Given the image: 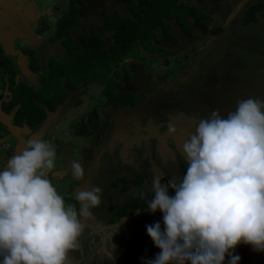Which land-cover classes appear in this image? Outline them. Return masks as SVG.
Instances as JSON below:
<instances>
[{
  "label": "clouds",
  "instance_id": "obj_1",
  "mask_svg": "<svg viewBox=\"0 0 264 264\" xmlns=\"http://www.w3.org/2000/svg\"><path fill=\"white\" fill-rule=\"evenodd\" d=\"M167 131L177 128L169 124ZM182 151L188 165L182 179L152 183L146 210H159L164 227L146 226L160 249L146 264H225L226 257L238 264L241 244L264 252V100H240L227 115L213 110ZM55 160L50 142L32 140L0 171V264H69V252L79 248L83 220L94 218L102 189L77 192L79 211L66 204L48 178ZM71 175L83 179L79 162ZM138 196L145 199L143 191Z\"/></svg>",
  "mask_w": 264,
  "mask_h": 264
},
{
  "label": "rangeland",
  "instance_id": "obj_2",
  "mask_svg": "<svg viewBox=\"0 0 264 264\" xmlns=\"http://www.w3.org/2000/svg\"><path fill=\"white\" fill-rule=\"evenodd\" d=\"M55 2V0H0V41L3 42L7 53L10 49V44H7L9 41L7 37L12 39L13 35L19 33L20 29L16 27V16L24 19L21 21L24 24H29L36 18V24L40 27H44L47 20L51 25L56 16L54 13ZM243 2L238 9H234L237 1L234 3L233 0L202 3L200 9L209 15V19H205V23L208 28L216 29L215 34L203 33L192 27L196 36L190 39L181 37V42L173 47L174 54L179 55L176 56L177 59L174 60L165 51L161 56L158 55L159 60L165 58L164 63L153 59L149 62L150 67L146 66V69L148 68L151 72L169 71L168 73L171 72L172 76L177 72L178 67L188 65L186 73H192L189 79L194 80L196 86L180 89L175 95H171L176 107L171 106L168 102L166 104L163 102L164 98L162 99V97L169 92L167 87L165 88L168 85L166 81L164 87L158 82L156 83V80L151 83L143 77V80L134 77L129 82L125 81L130 89L136 90L140 87L139 85H142L143 89H158L153 94L142 92L140 94L141 105L139 104L138 108L140 106L141 111H151L152 109L158 111L159 127L158 130L154 129L147 134L137 131L133 136L127 128L123 127L122 129L119 124H115L113 121L109 133L111 138L107 142L109 148L106 147V150L114 159L111 160L110 165L105 164L103 166V168L106 166L108 172L111 173L109 177L121 175L128 180L134 174H142L146 179L140 182L149 190H152V183L157 178L162 184H167L172 179L179 182L181 178L177 173V165L184 161L187 162L182 151V145L195 131L200 119L208 118L213 110H219L221 115H227L229 111L235 110L237 102L240 100L248 98L264 100V15H260L259 21L255 25L241 24V16L253 0H249L247 6H245L246 4L243 5ZM103 6L107 8L109 13L113 10H119L124 14L121 0H90L78 14L79 24L71 33L74 41L77 40L79 33L86 31L89 25L103 37H106L107 33L100 28V9ZM6 10H8V18L6 17ZM31 29L33 30V26ZM40 31L41 28L36 27L35 33L30 30L27 34L30 35L31 44L42 50L46 47L44 38L50 34V30L44 34H41ZM11 58L28 76L22 56L15 57L13 55ZM183 72L185 71L182 70L178 73ZM133 73L136 72L133 71ZM28 78L32 80L33 77L29 75ZM170 80L176 79L172 76ZM89 85L87 93L92 94L91 98L96 103L95 107L100 108L99 102L104 99V96L103 94L97 95L99 90L97 91L96 86L98 85L94 83H89ZM100 88L99 86L98 89ZM85 91H78L79 98H83ZM75 110L73 108L71 111H65L63 125L71 124L74 119L72 116L75 115L74 113L77 114ZM123 113L124 111L121 110L114 115L120 117L124 115ZM175 115L177 116L175 117ZM132 116L133 114L130 112L129 118ZM133 120L123 124L126 125L127 123L126 127H129L130 123L134 122ZM8 122L7 115L0 112L1 142L4 143L8 140L13 142L10 146H0V171L4 169L9 159L23 151L22 149L19 150L15 144L16 138L11 139L12 135L8 136L9 132L5 129ZM169 124L177 128L176 134H168ZM108 130L110 129H105V132ZM121 136H126L127 141L117 150L114 145H117V142L121 140ZM50 143L53 146L52 141ZM97 162L98 159L95 160V169L100 167ZM48 178L63 196L66 204H71L69 195H76L77 192L85 189V186H78L74 189L72 187L71 190L67 185L68 179L61 183L56 181L53 176L49 175ZM99 181V185L94 187L102 189V202L100 206L92 209L94 218L83 220L85 227L79 237V248L69 252V264H146V261L154 259L160 249L154 246L151 238L147 235L146 226L160 222L163 230L162 213L159 210L150 213L145 208L133 211L130 216L116 222H108L111 208L116 207L124 200L133 198L136 195H134L136 189L134 185L129 183L119 184L116 189H108V181L104 180V183L102 179ZM106 195L108 196L107 199L105 198ZM102 206L109 207L101 208ZM234 255L240 257L238 264H264V252H253L250 246L238 245ZM225 264H227V257Z\"/></svg>",
  "mask_w": 264,
  "mask_h": 264
},
{
  "label": "trees",
  "instance_id": "obj_3",
  "mask_svg": "<svg viewBox=\"0 0 264 264\" xmlns=\"http://www.w3.org/2000/svg\"><path fill=\"white\" fill-rule=\"evenodd\" d=\"M87 1L65 0L66 8L56 20L51 36L59 39L62 51L60 56L40 62L36 55L31 53L29 66L30 70L36 73L37 88H32L27 82L13 81L15 71L4 61L7 59L2 57L0 49V70L3 74L1 78L6 79L2 89L10 88L8 96L0 100V106L6 110L17 106L11 114V122L14 125L21 122L35 125L43 113L34 101L52 110L64 100L67 90H75L89 81L103 85V94L111 107L131 106L135 101L133 94L114 90V87L119 85L114 78L119 75V68L127 73L123 65L124 59H131L134 66L139 64L138 61H151L143 53L151 55L162 52V47L154 42L158 37L165 43L178 44L179 39L172 32L173 24L186 37L194 35L191 26L199 28L203 33L215 34L216 31L205 24L207 14L190 3L194 1L201 4L206 0H121L124 14L119 10L109 13L105 6L100 10V26L107 33L106 37L100 36L89 25L88 33H80L74 41L71 33L79 22V10ZM210 1L217 3L220 0ZM260 15H264V0L251 3L244 10L240 23L255 25ZM186 163H179L177 166L181 179L186 174ZM145 179L142 174H134L128 180L121 179L122 183L134 185L137 194L118 206L110 222L128 216L135 210L147 208V203L154 193L141 183ZM141 191L145 193V199L139 198L138 193ZM169 195H174L171 188Z\"/></svg>",
  "mask_w": 264,
  "mask_h": 264
},
{
  "label": "flooded vegetation",
  "instance_id": "obj_4",
  "mask_svg": "<svg viewBox=\"0 0 264 264\" xmlns=\"http://www.w3.org/2000/svg\"><path fill=\"white\" fill-rule=\"evenodd\" d=\"M55 1L56 2L54 3V5L56 9L54 13H56V16L54 17L51 23L52 26L50 25V22L47 20L45 26L40 27V25L36 24L37 22L36 18L33 19V22L31 21L29 24H24V23H21V21H23L24 19H20V17L17 15L15 23H16V27H19L20 29H19V33H16L15 35H13L12 39H9V36L7 37V40H9L7 41V44H10L9 45L10 49L7 48L9 53H7L3 42L0 41V49H1L2 57L7 59L4 61L10 64L11 67H13L15 71V74L13 76L14 82L16 81L27 82L29 85L32 86V88L38 87V82L36 80L37 79L36 73L31 71L30 66H29V62L31 60V53H34L36 57L38 58V61L40 62H43L44 60L50 57L55 58L61 55L62 51L59 47V39L51 38V36L55 29L56 20L64 12L66 8V3H65V0H55ZM89 1L90 0L87 1L85 6H87ZM6 12H7L6 17L8 18V10H6ZM31 26H33V30L31 29ZM36 27L41 28V31H40L41 34H44L46 33V31L50 30L49 32L50 34H48L44 38V40L46 41L45 43L46 47H44L42 50L37 48L34 44H31L32 42L30 41V35L27 34L30 32V30L33 33H35L34 30ZM192 27L194 26H191V29ZM93 29L95 32H97L95 28ZM172 32L179 39L178 43L181 42L182 40L181 37L190 39L196 36V33L193 30L192 32L194 35L192 37L184 36L178 31V29L176 28L174 24L172 25ZM81 33L87 34L88 29H86L85 32H81ZM98 34L102 36L100 33ZM154 42L156 44H159L163 50L162 52L154 53L151 55L147 53H143L147 59H150V60L155 59V60L160 61V63H164L165 58H162L159 60V56L164 54L165 51L168 54H170L174 60L177 59L176 56H179V55H175L174 54L175 52L173 51V47L178 44L172 45V44L165 43L159 37ZM104 47L107 48V45H105ZM13 55L15 57L18 55L22 56V61H24L26 73H28L29 75L33 77L32 80L28 78L29 75L27 76L25 73L22 72V69L20 68L18 64H16V61L12 60L11 57ZM184 55H187V54H184ZM149 62L138 61L139 64L134 66L132 64V60L129 58H126L123 60V65L127 69V73H125L122 70V68H119V75L114 76L115 80L119 82V85L115 86L114 90L115 91H126V92L133 94L135 98L133 105L131 106L117 105L114 108L111 107L106 102V97L103 94V85L95 81H89L87 84L79 85L75 90H67L64 100L60 104L56 105V107L52 110L48 109L42 103H39L38 101H34V103L38 106L39 110L42 111L43 116L33 126H30L24 122H21L19 125H14L11 122V114L16 110L17 106H14L10 110H6L5 108L0 106V112L6 114L8 121H9L8 126L5 128L9 132L8 136L12 135L11 139L16 138V141L18 143L15 142V144L18 146L19 150L20 149L24 150L27 143L32 140H44L46 142L52 141L53 147L56 151V160H55V168L52 170L51 173H49V175L53 176V178L55 177L56 178L55 180L61 183L68 179L69 183L67 185H68V188L69 187L71 188V190H72V187L74 189V188H77L78 186H82V187L85 186L84 187L85 189L84 188L83 189L84 191H87L93 188L95 185H99V182H100L99 180L101 179L103 183H104V180L108 181L107 183L108 189H111V188L116 189L119 184H125V183L120 182L122 178L124 179V177L121 175L120 176L114 175L113 177H109L111 173L108 172L106 166L103 168L105 164L110 165L111 160L114 159L112 156H110V154L106 150V147H108L107 142L111 138L109 133L112 129L113 121L115 124H119L122 129L123 127L127 128L131 132L132 135L133 134L135 135L137 131H140L142 133L145 132L147 134L149 132L154 131V129H157L159 127V122L157 121L158 111H155L153 109L151 111H144V110L141 111V107L139 106L138 108V105L139 104L141 105L140 94H142V92H145V94L146 93L153 94L155 93L154 91L158 89L156 90L153 88L143 89L142 85H139L140 87L138 86L139 88L136 90L130 89L128 86V83L125 84V81L129 82L130 80H133L134 77L139 78V79L143 77L144 79L149 80V82L151 83L152 81L156 80L155 82L156 83L158 82L160 85H162V87H164V82L166 81L168 85H166L165 88L167 87V91L169 90V92L166 94V96H163L162 99L164 98L163 102H165V104L168 102L171 106H174V107H176V104H175L174 99L171 98V95L172 94L175 95L177 91H179L180 89L183 90L186 87L188 88L189 86H194L196 84L194 80L189 79L192 73L191 74L186 73L187 71L186 68L188 66L187 64L183 65L182 67H178L177 72L174 75H172L176 80L172 81L170 80V77L172 78V76H171V72L168 73L169 71H163L162 73H159V71L151 72L150 70H148V68L146 69V66L150 67ZM176 66H181V65H176ZM182 70L185 72L178 73L179 71L181 72ZM133 71H135L136 73L134 74ZM1 75L3 74L1 73V70H0V100H4L8 96L9 94L8 90H10V88L2 89L4 83L6 82V79L1 78ZM89 83H94L95 85H98L96 86L97 91L99 90L97 95L103 94L104 96V99L99 102L101 104L100 108L95 107L96 103L94 99L91 98L92 94L87 93L88 87L90 86ZM99 86L101 87L100 89H98ZM78 91H85L84 92L85 94L83 93V98H79ZM73 108L76 109L75 111H77V114L74 113L75 114L74 116L71 115L74 118L73 121L71 122V124L69 123L67 125H63L64 116L66 115V112L73 110ZM121 110L124 111L123 116L118 117L117 115L116 116L114 115V113L120 112ZM130 112H132L133 114L131 118H129ZM176 116L177 115H175V117ZM131 119H134L133 120L134 122H131L130 126L126 127L127 123L126 125L123 123L128 122ZM105 129H110V130L105 132ZM121 137L122 138L119 142H117V145H114L117 150L118 148H120V146H122L127 141L126 136H121ZM1 141L2 140L0 138V143H2L0 146H10V144L13 143L10 140L4 143ZM17 146L14 145V147H17ZM96 159H98L97 163L100 164V167H97L95 169ZM73 162H79L83 166L84 176L82 180L73 179L71 175V168H72ZM181 163H185V161ZM177 173L180 176L179 172ZM113 184L115 185V187ZM69 196H70L69 200H71V204H74L79 211V203L75 200V195L71 194ZM107 197L108 196L106 195L105 198L107 199ZM125 201L127 200H124L123 202ZM123 202L119 203L116 207L111 208L110 210L111 214H110L108 222H110L113 212ZM106 207H109V206H102L101 208H106ZM124 217H127V216L114 219L110 223L116 222L117 220L122 219Z\"/></svg>",
  "mask_w": 264,
  "mask_h": 264
},
{
  "label": "crops",
  "instance_id": "obj_5",
  "mask_svg": "<svg viewBox=\"0 0 264 264\" xmlns=\"http://www.w3.org/2000/svg\"><path fill=\"white\" fill-rule=\"evenodd\" d=\"M207 1H208V2H211L210 0H206V2H207ZM220 1H221V0H220ZM220 1H219V2H220ZM233 1H234V3H235V1H237V3L234 5V9H236V8H237V9L240 8V7H241L240 5H241V2H242V1H244V2H243V5L246 4L245 6H247V4L249 3V0H233ZM206 2H204V3H206ZM219 2H217V3H219ZM247 2H248V3H247ZM253 2H254V0H253ZM253 2H251V3H253ZM190 3H191L192 5H195L196 7H198L199 9H198V8H197V9H198L199 11H203V10L200 9V8H201L200 6L202 5V3H201V4H198V3H195L194 1H191ZM204 3H203V4H204ZM204 13H205V12H204ZM206 14H207V13H206ZM223 14H224V13H223ZM225 15H226V14H225ZM207 16H208V19H209V15H207Z\"/></svg>",
  "mask_w": 264,
  "mask_h": 264
}]
</instances>
